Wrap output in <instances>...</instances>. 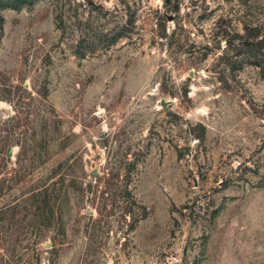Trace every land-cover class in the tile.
I'll return each mask as SVG.
<instances>
[{
	"label": "rangeland",
	"instance_id": "374dc122",
	"mask_svg": "<svg viewBox=\"0 0 264 264\" xmlns=\"http://www.w3.org/2000/svg\"><path fill=\"white\" fill-rule=\"evenodd\" d=\"M251 23L264 0H0V264H264Z\"/></svg>",
	"mask_w": 264,
	"mask_h": 264
},
{
	"label": "trees",
	"instance_id": "16d2710c",
	"mask_svg": "<svg viewBox=\"0 0 264 264\" xmlns=\"http://www.w3.org/2000/svg\"><path fill=\"white\" fill-rule=\"evenodd\" d=\"M238 38L241 47L251 48L255 59L259 58V54H264V23L245 25L244 32Z\"/></svg>",
	"mask_w": 264,
	"mask_h": 264
}]
</instances>
